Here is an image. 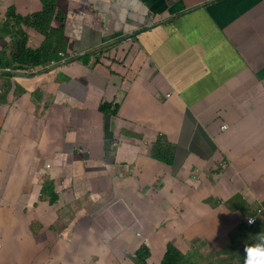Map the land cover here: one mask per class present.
<instances>
[{"label":"crops","instance_id":"obj_1","mask_svg":"<svg viewBox=\"0 0 264 264\" xmlns=\"http://www.w3.org/2000/svg\"><path fill=\"white\" fill-rule=\"evenodd\" d=\"M44 1L0 0V52L13 50L9 10L32 17ZM137 4L115 27L100 19L102 4L55 0L48 26L12 29L70 58L102 51L68 62L57 53L32 74L0 69L4 264H97L98 240L114 234L107 222L131 215L119 202L135 211L149 193L167 206L178 264H241L251 237L230 227L264 207V0ZM80 9L94 27L68 15ZM158 137L173 145L172 164L150 157ZM53 185L62 192L51 204Z\"/></svg>","mask_w":264,"mask_h":264},{"label":"clouds","instance_id":"obj_2","mask_svg":"<svg viewBox=\"0 0 264 264\" xmlns=\"http://www.w3.org/2000/svg\"><path fill=\"white\" fill-rule=\"evenodd\" d=\"M53 16H54V12H53ZM7 21H8V18L3 23L4 26L7 23ZM13 21L15 22V20H13ZM54 31L55 30L52 29L51 34ZM7 34L10 35V37L12 39L13 50L10 53H7V50L1 51V52H5V58H4L3 62L7 63V64H5L4 67L0 66V69L9 67V66H12L13 64H15L16 67L19 66L18 67L19 69H23V71L21 73L32 74V73L39 72L41 70V68L47 66L49 63H52V64L56 63V61L53 59L56 58L57 53H58L59 57L61 58V62H68V61H71L73 59L85 57L89 54H92L89 51H83V52L78 53V55L73 54L76 56L70 58L67 56L66 52H58V50H56V49L51 50V51L47 50L53 56L52 60L49 63L44 64V65H38V66H24V65L20 64L19 62H13L11 60V54L13 52H16V46H15V42H14L15 37H14L13 33H7ZM46 37L48 38L47 35H46ZM128 38L129 37H126L124 39H125V41L130 42L131 40H129ZM27 46L31 49H40V48H32L28 45V43H27ZM41 48H45V47L42 46ZM101 51L102 50L95 51V53H93L92 55L101 54ZM5 70L9 71L8 68H6ZM101 110L105 111V108L102 109V107H101ZM78 151H83V149H79ZM149 155L152 159L157 160L161 163H164V162L156 159L154 157V154L151 151H149ZM225 162L226 161L222 162V166H225ZM133 163L134 162L127 164V165H133ZM46 167L50 168L51 164H47ZM223 170L224 169L222 167L218 168V172H221ZM197 171L199 173L200 169H198ZM43 172H44L43 170H40L39 174L42 175ZM195 176L197 178H200V176L198 177L197 174H195ZM200 184H201V179H199L197 182H194L191 187L196 188V190H198V187L200 186ZM201 191H202V189H201ZM61 192H62V190L55 191V186L53 185L51 192L48 194L49 195V201L51 204L58 202V200H59L58 197H60ZM87 194H89L93 198V193L90 190L87 191ZM150 197H152V196L149 193L146 195L145 200H147ZM152 199H153V197H152ZM95 201H97V202L93 203L94 208H96V206L97 207L103 206V204H102L103 200L102 199H100L99 201L98 200H95ZM119 205L124 208V211L127 210L131 213L130 217L132 218V221L129 220L130 217L127 218L124 216L123 218H126L127 222H126L124 229L122 231L116 232L117 230L113 228L114 234H112L110 237H107V236L100 237V239L98 240L97 246H100L101 250L99 252L100 253V259L96 260L98 262L97 264H107V260H108L109 256L110 257H109V263L108 264H111L112 258H114L116 260L117 264H151V259L154 260L155 264H162L161 262L167 253L169 245H171V247L174 248L176 255H177L176 260L172 261L170 264H178L182 260V258L180 256L181 251L178 253V248H176V246L174 245V243L172 242V240L170 238V228L165 224V221L162 218V215L166 214L163 210V208L165 207L164 205L162 206V210H160L161 208H160L159 204H156L155 202L154 203L149 202V204L148 203H147V205L144 204V206H142L141 208H138L135 211L133 210V207L131 205L126 206L124 203H120V202H119ZM143 207L145 208L144 217L142 216V208ZM113 211L116 212L115 209H113ZM147 211L152 212L153 216L150 217L147 214ZM259 213L264 214V207L259 209ZM118 217H122V215L120 214ZM75 218H76V216H75ZM259 220H260V218L256 214L250 215L248 217V221L251 224H257L259 222ZM112 221L113 220L107 222V227H109L111 229H112ZM147 222L149 224H151L153 226V228L155 229V231L149 235L144 234L142 231V228L145 226V224ZM33 227H35V226L33 225L31 227V229ZM96 227L99 228V230L96 229ZM128 228H129V230H128ZM94 229H96L98 234H100L101 228L98 225L94 226ZM122 232H126V233L121 234ZM236 232H237V224L234 225L233 227H230V234L232 236L237 235ZM102 238L107 239V241L109 243L107 247L105 246L104 242L101 240ZM131 239L135 241L134 244L132 245L131 249L128 248L127 246H122L119 250H116L111 245L112 242H114L116 240L122 241L123 243H125L126 241L129 242ZM254 240L256 241V246H251V242ZM163 243H165V245L163 246V250H161ZM232 245L239 246V243L236 239H234L232 241ZM80 246H82V244ZM3 249H4V243L0 242V264H4L3 258L1 255V252L3 251ZM158 250H160V251L158 252ZM85 264H90V262L86 261ZM241 264H264V239L263 238H257V239L251 238V240L247 244L244 245L243 250L241 252Z\"/></svg>","mask_w":264,"mask_h":264},{"label":"trees","instance_id":"obj_3","mask_svg":"<svg viewBox=\"0 0 264 264\" xmlns=\"http://www.w3.org/2000/svg\"><path fill=\"white\" fill-rule=\"evenodd\" d=\"M45 9L44 11L33 15L32 17H23L15 12V8L9 10L8 21L5 24L6 33H13L14 42L16 46V52L11 54V60L13 62H19L24 66H38L49 63L53 56L45 48L40 49H31L27 46L28 35L24 30L19 31L18 33L13 32L12 29L19 24H25L27 26H34L37 29L43 28L49 25L50 21L53 18V12L55 9V0H45ZM15 20V24L13 23ZM15 33V34H14ZM45 35L50 37L52 34L45 32ZM5 58V52L0 53V66L4 67L5 64L3 60ZM9 65V64H8ZM106 106L103 104L102 109ZM151 152L154 154V157L166 164H172L174 147L168 140L163 137H158L155 142L152 144ZM176 252L171 245L168 246L167 253L162 260V264H170L172 261L176 260Z\"/></svg>","mask_w":264,"mask_h":264},{"label":"rangeland","instance_id":"obj_4","mask_svg":"<svg viewBox=\"0 0 264 264\" xmlns=\"http://www.w3.org/2000/svg\"><path fill=\"white\" fill-rule=\"evenodd\" d=\"M14 32H16V31H14ZM149 202L150 203H154L152 197H150L147 200H145V205H147V203L149 204ZM139 208H141V207H139ZM166 209H167V206H165L163 208V210H164L165 213L168 214V212H167ZM147 214L150 217L153 216V213L152 212H148L147 211ZM256 215L260 218V220H259V222L257 224H251V223H249L248 217L250 215L245 220L242 219V220L237 221L238 224H237V232H236V234L239 235V236H242V237H251V238H255V239H257V238H263L264 239V220L262 219L263 214L258 213ZM123 217L124 216H122V217H118L117 216L112 221V228L116 229L117 230L116 232L122 231L124 229V226H125V224L127 222V219L126 218H123ZM129 220L132 221V218L130 217ZM96 229L99 230V228H97V227H96ZM128 230H129V228H128ZM142 231H143L144 234L149 235V234L153 233L155 231V229L153 228V226L151 224H149L147 222L145 224V226L142 228ZM126 232H122L121 234L126 233ZM101 240L104 242L105 246L107 247L108 244H109L108 241H107V239L102 238ZM134 242L135 241L132 240V239L129 242L126 241L125 243H123L122 241L116 240V241L112 242L111 245L116 250H119L122 246H127L128 248L131 249L132 248V245L134 244ZM79 245H81V244H79ZM164 245H165V243L162 244L161 250H163V246ZM182 245H183V243H182ZM251 246H256V241L255 240L251 242ZM159 251L160 250H158V252ZM180 251L181 250L178 248V253ZM151 264H155L153 259H151Z\"/></svg>","mask_w":264,"mask_h":264},{"label":"snow or ice","instance_id":"obj_5","mask_svg":"<svg viewBox=\"0 0 264 264\" xmlns=\"http://www.w3.org/2000/svg\"><path fill=\"white\" fill-rule=\"evenodd\" d=\"M82 4H102L103 10L99 13L101 20H107L109 16L114 21V26L118 27L124 23L128 17H136L139 15L137 0H80ZM75 20L84 21L89 28L94 27L93 17L86 10H73L68 13ZM76 31L79 25L74 26ZM77 38H79L77 36Z\"/></svg>","mask_w":264,"mask_h":264}]
</instances>
